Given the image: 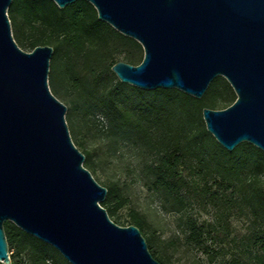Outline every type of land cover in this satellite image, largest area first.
I'll return each instance as SVG.
<instances>
[{"label":"water","instance_id":"1","mask_svg":"<svg viewBox=\"0 0 264 264\" xmlns=\"http://www.w3.org/2000/svg\"><path fill=\"white\" fill-rule=\"evenodd\" d=\"M87 1L143 49L138 64H112L121 82L201 98L222 76L236 98L202 109L206 130L226 150L248 142L264 152V0ZM10 3L0 0V262L11 263L10 221L71 264H161L136 225L117 224L100 204L107 188L83 165L66 106L48 85L53 48L16 43Z\"/></svg>","mask_w":264,"mask_h":264},{"label":"trees","instance_id":"2","mask_svg":"<svg viewBox=\"0 0 264 264\" xmlns=\"http://www.w3.org/2000/svg\"><path fill=\"white\" fill-rule=\"evenodd\" d=\"M7 13L18 44L30 49L52 46V82L71 94L72 108L84 117L107 120L106 136L112 150L117 151L120 142L134 146L144 158V173L152 179L150 187L161 191L171 209L183 214L190 193L201 195L200 201L213 208L208 222L200 223L190 215L184 221L185 238L209 259L219 255L218 248L229 236L230 196L225 194L228 186L221 185L236 180L260 227L246 236V254L233 253L227 264H264V181L260 178L264 152L248 142L226 150L206 130L202 118V109L213 108L218 98L230 104L236 98L230 85L219 81L221 76L209 83L201 98L176 88L141 89L121 82L111 71L116 52H124L130 63L136 53L131 49L140 44L99 19L87 0H75L62 8L53 0H11ZM106 72L113 76L107 77ZM221 83L226 88L223 92L218 89ZM212 185L217 186L211 189ZM106 188L100 204L111 217L128 198L116 182ZM130 216L129 224L139 229L146 224L135 210ZM3 228L8 251L14 248L10 264H71L53 246L12 222L5 221ZM157 257L165 264L161 256Z\"/></svg>","mask_w":264,"mask_h":264},{"label":"rangeland","instance_id":"3","mask_svg":"<svg viewBox=\"0 0 264 264\" xmlns=\"http://www.w3.org/2000/svg\"><path fill=\"white\" fill-rule=\"evenodd\" d=\"M11 31L18 44L12 24ZM18 45L24 51L32 50L27 46ZM125 48L131 49L128 46ZM131 50L136 53L133 62L130 63L136 64L139 58L143 56V49L140 45L139 48L135 47ZM113 60L129 62L124 52H116ZM112 73L114 74L113 71ZM49 74L50 71L48 72L50 90L66 106L65 120L71 139L85 155L83 165L101 185L107 187L112 182H116L123 196L128 198L126 204L117 209L115 214L110 217L113 221L125 226L131 220V210L142 215L146 224L140 230L147 242V247L154 258L160 261L157 256H161L165 264H227L233 253L246 254L247 250L243 248L244 240L247 235L260 226L249 212V208L243 200V191L237 186L236 180L228 183L223 182L221 185L222 187L228 186L225 194L230 196L227 197L229 200L227 210L229 214V236L227 241L218 248L219 255L209 259L200 251L198 246L188 242L185 238L184 221L187 215H190L200 223L208 222L214 213L213 208L204 201H200L201 195L190 193L189 203L186 204L183 214L171 209L169 207L170 202L163 200L161 191H156L150 187L152 179L144 173V158L134 146L130 143L120 142L118 150H112L109 146V138L106 136L107 120L104 117H99L98 122L95 117H84L80 110L72 108L71 94L61 84L52 82ZM113 74L111 72L105 73L107 77H111ZM59 76H56V79ZM222 80L228 83L221 76L219 81L222 82ZM218 89L223 92L226 88L221 83ZM231 90L234 93L232 87ZM228 104H230L229 100L225 101L218 98L213 108H224ZM88 154L90 155L89 160ZM260 178L264 181V171L260 174ZM210 183H213V180ZM216 186L212 185L211 189ZM12 252H14V248L9 250V254Z\"/></svg>","mask_w":264,"mask_h":264}]
</instances>
